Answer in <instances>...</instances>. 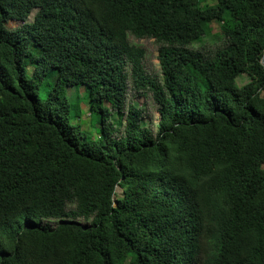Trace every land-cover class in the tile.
I'll list each match as a JSON object with an SVG mask.
<instances>
[{"label":"trees","instance_id":"obj_1","mask_svg":"<svg viewBox=\"0 0 264 264\" xmlns=\"http://www.w3.org/2000/svg\"><path fill=\"white\" fill-rule=\"evenodd\" d=\"M201 3L0 0V264H264V0ZM214 21L224 46L191 49ZM129 82L155 130L130 103L119 131Z\"/></svg>","mask_w":264,"mask_h":264},{"label":"rangeland","instance_id":"obj_2","mask_svg":"<svg viewBox=\"0 0 264 264\" xmlns=\"http://www.w3.org/2000/svg\"><path fill=\"white\" fill-rule=\"evenodd\" d=\"M217 0H202L201 4L214 5ZM34 11H32L28 17L25 19H14L9 20L5 23V27L8 30H15L19 28L23 23L30 22L32 20ZM128 42L131 45L138 46L144 50V60L143 65L147 74L160 79V66L157 59L159 44L154 39L143 38L137 39L134 36L128 34ZM225 44L224 39L220 33V23L214 21L210 24V32L202 37L199 42H195L191 45V49L202 50L207 54H213L216 50L223 47ZM249 81V77L246 74H240L236 78V83L238 86H242ZM126 103L123 110V117L121 118V125L118 126L119 131L122 132L124 125V118L127 112V107L130 103L136 104L139 108L143 109L145 112V117L143 121L148 127H152L156 124L158 115L156 113V107L153 104V100L148 91H139L136 93L131 89L130 82L128 83V88L126 91ZM64 97L70 109L69 121L71 124H79L80 130L86 134L90 140H95L97 134L94 127V117L89 116L88 110V99L84 94L83 88H66L63 91ZM109 121L117 124L118 117L116 115H111ZM153 130L155 127L153 126ZM118 193L121 191L118 190ZM82 222L81 220H79Z\"/></svg>","mask_w":264,"mask_h":264},{"label":"water","instance_id":"obj_3","mask_svg":"<svg viewBox=\"0 0 264 264\" xmlns=\"http://www.w3.org/2000/svg\"><path fill=\"white\" fill-rule=\"evenodd\" d=\"M261 63H262V64H263V66H264V62H263V60H261ZM117 189H118V188H117ZM117 189H116V190H117Z\"/></svg>","mask_w":264,"mask_h":264},{"label":"clouds","instance_id":"obj_4","mask_svg":"<svg viewBox=\"0 0 264 264\" xmlns=\"http://www.w3.org/2000/svg\"><path fill=\"white\" fill-rule=\"evenodd\" d=\"M118 190H120V189L118 188L116 191H118Z\"/></svg>","mask_w":264,"mask_h":264}]
</instances>
